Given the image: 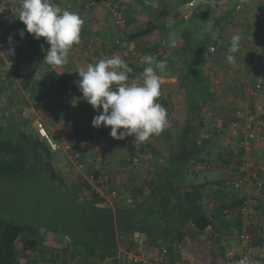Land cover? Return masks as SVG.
<instances>
[{"label": "trees", "instance_id": "16d2710c", "mask_svg": "<svg viewBox=\"0 0 264 264\" xmlns=\"http://www.w3.org/2000/svg\"><path fill=\"white\" fill-rule=\"evenodd\" d=\"M138 1L147 13L146 26L123 31L114 41L115 46L124 49V42L136 41L134 53L125 55L126 62L133 68L132 78L138 71L137 75L141 76L145 67L140 63L139 54L166 60L164 74L167 76L175 59L177 83L173 91L161 84L162 95L158 102L168 113V127L163 133L142 144L137 143L133 136L122 139L125 152L120 159L121 172L130 176L129 173L136 171L142 179L129 187L113 186L110 194L114 189L120 192L123 188L127 189L128 195L114 199L112 205L106 202L97 188L105 190L109 185L105 178L107 171L81 162L85 173L66 180L53 163L58 150H51L44 137L28 128L35 118L33 114L28 116L29 112L39 110L42 104L47 110L57 102V96H60L58 100L67 98L68 107H71L70 100L84 101L88 106L85 113H90L91 106L82 99L78 87L79 74L68 66H72L71 60L62 66H49L43 60L49 45L45 38L37 40L31 34L32 40L22 38L5 52L11 68H8V63L4 70L0 69V96L7 93L10 82L7 77L13 75L20 79L22 88L31 98L25 97L24 106L19 101L15 104L18 115H8L7 119L0 120V179L18 184L14 189L15 202L10 200L9 209L13 208V214L0 216V264H69L70 261L99 264L108 259L122 262V258H118L120 248L135 252L141 238L137 237L138 233L146 236V243L150 246L159 248L158 243L163 242L160 249L166 254L167 261H179L181 247L189 238L206 235L226 242L229 232L242 226L241 208L244 206L250 205L264 214V175L260 164L256 162L248 169L243 163L251 152L247 149V142L249 145L258 141L264 143V110L260 109L264 106L261 95L264 92V69L258 58L254 52H249L248 57L244 54L246 49L242 50L241 57L247 55V58L241 59L242 66L235 64V60L234 67L226 70L224 84L229 85L218 88L221 89L219 91L210 81L207 70V63L213 65L218 62V56L223 55V51L226 53L230 45L217 48L220 34L216 28L223 17H216L211 8L218 4V0H212L213 3L209 0H155L154 4ZM190 1H194V5L187 7ZM113 6L127 25L125 8L117 4ZM179 6L192 10L184 13L172 27L168 26L169 11ZM235 11L230 9L228 13L234 12L235 15ZM18 15L12 17L11 25L22 31L25 25ZM115 25L118 31L126 26ZM175 27H178L177 44L171 48L172 52H168L165 50L168 47L166 39ZM232 31L228 29L229 36ZM244 34L242 44H246ZM212 46L216 47L215 51H211ZM239 68H242L240 72ZM243 70V77L248 80L245 83L241 80L242 75L239 76ZM251 77L255 83L253 89H258L251 96L258 100L254 102L252 98L254 103L248 110L233 108L225 91L237 95V87L246 89ZM259 79L261 86L256 88ZM22 109L27 112L24 114ZM239 109L243 113L241 118L236 116ZM51 116L49 121L53 123L57 119H65L64 115ZM90 117L92 121L93 116ZM65 120L67 123L68 118ZM249 121L250 131L256 134L258 141L247 137L244 129ZM236 123L237 129L234 127ZM6 127L10 129L8 134ZM88 127L90 124L85 128L74 126L66 142L68 149L75 150L86 136ZM99 130L101 150H105L103 137L109 138L107 127L101 126ZM235 130L237 132H233ZM74 153V159L80 160ZM136 157L138 162L134 163ZM139 167L145 172H140ZM250 170L259 176L245 180ZM91 177H95L96 184ZM32 188L35 189L31 191ZM33 191L39 194L34 216L46 229V234L40 235L35 225L21 223L22 217L18 212L20 209L27 212L23 205L28 203L30 207V200L33 202L35 196ZM23 192L28 193L25 195ZM46 235H53V239L57 235L59 246H45L43 240ZM222 251L226 253V249ZM31 253L35 256L31 257ZM22 257H26L25 262H22ZM126 257L127 254L123 262H126Z\"/></svg>", "mask_w": 264, "mask_h": 264}, {"label": "crops", "instance_id": "0c3cea01", "mask_svg": "<svg viewBox=\"0 0 264 264\" xmlns=\"http://www.w3.org/2000/svg\"><path fill=\"white\" fill-rule=\"evenodd\" d=\"M19 4V0H13ZM169 2L170 0H166ZM258 0H218L217 5H215L214 8H211L214 10V13L216 17H223L220 25L217 26V32H219L218 41H217V48L225 47L228 43H230V39L233 34H240L241 37L243 36L244 32L247 34H244L246 37L244 41L246 44L241 43V51L240 53L236 54V61L238 66H242V60L247 58L244 56V58L241 57L242 50L246 49V52L244 54H248L249 52H254L255 56L258 58V61L264 69V0L262 1V7H256L258 4L256 3ZM54 3L58 4L62 9H67L72 12L78 13L84 20V25L82 26L81 30V42L79 45H74L73 49L71 50V56L69 57V60H71L70 63L73 70H77L81 67H87L88 64L94 63V61H98L100 58H104V52L109 51L113 55H119L121 58H123L125 61V55L127 52H130L135 47L136 41H126L124 42V49H121L117 45L115 46L114 41L117 39L118 36L122 34L123 31H128L136 27H142L146 26L147 23V13L144 9V6L138 1V0H97V4L92 6L91 8L87 7V4L90 2V0H53ZM145 3L154 4L156 3L155 0H145ZM209 2L213 1L209 0ZM161 3V2H160ZM117 4L118 6L125 8L126 14H127V25L124 27V30L117 29V25H115L114 21H112L113 18V11L110 10L113 5ZM172 4V3H170ZM20 5V4H19ZM242 6V7H241ZM241 8V9H240ZM232 14H229L230 11ZM192 9H188L185 6L184 7H178L175 10L171 9L169 11V18H168V26H173L174 22H176L184 13H189ZM17 14H13L12 16H8L2 20V24L5 28L4 31L0 32V57L2 59V62L0 61V69L2 67V70H4L5 66H8L7 64L10 63L7 61V58L5 56V52L9 50V48H12L15 46L22 38L20 37L19 33L21 30L14 29L11 25V19ZM112 15V16H111ZM5 19H10V26H8L6 23H4ZM237 23H235V22ZM112 22L114 23V29H112L111 25ZM250 24V26L248 25ZM179 26V25H178ZM233 29L230 36L228 35V29ZM249 28V29H248ZM177 29L178 27H175L171 31V33L168 34V37L166 39L167 48L165 49L168 52H172L171 48L177 44ZM13 37V40L11 43L8 41L9 36ZM153 38L156 37L152 36ZM24 39L30 38V35L25 33ZM32 40V38H30ZM252 41V42H251ZM139 43H136L138 46ZM216 46V45H215ZM229 48V47H227ZM223 55H219L218 62L212 64L207 63V70L209 72L210 81L213 82V85H216V89L222 87L225 88L228 87V83L224 84L225 75H226V69L231 70V67H234V63H229L226 60V56L228 55V51L224 53ZM242 54V55H244ZM249 56V54H248ZM251 58V57H250ZM175 59H173V65L172 70L167 76L166 74H161V84H165L166 87H170V90L173 91L176 87L177 83V76L174 73H177L175 70V67H177V63L174 62ZM235 61V62H236ZM220 62V63H219ZM233 65V66H232ZM10 69V65L8 66ZM243 68V67H242ZM242 68H239V72ZM216 70V74H213V71ZM140 71H138L139 73ZM220 72L223 73L222 77L220 75ZM137 73V74H138ZM135 74L133 77L134 80L137 82L140 81V75ZM219 74V76H217ZM241 76V80L245 83L248 81L244 76V70L239 74ZM9 84L7 85V92L8 97L5 99L4 103L6 104L0 107V120H4L5 115H12L16 116V112L19 111L16 108L17 102L21 101V105H25L24 100L25 96L28 94L25 92V90L22 88L20 79L16 76H10L7 77ZM165 80V82H163ZM249 86L246 87V89L242 86L237 87L239 91L238 94H234L232 91L231 93H228L225 91V94L228 96L229 101L233 104V108L238 109H247L250 107L251 103L256 102L258 99L256 97L251 96V93H253V87L255 85L254 78L251 77L249 82ZM212 85V84H211ZM19 86H21L19 88ZM234 88V87H232ZM248 89V90H247ZM219 91L221 89H218ZM233 90V89H232ZM166 93V91H163ZM264 100V92L261 94ZM220 96V93H219ZM60 96H57V102L52 106L54 107L53 110L52 107H47L43 105L40 107L38 111L31 110L28 114L34 115V121L37 117L42 116L38 114L39 111H43L44 116L40 117L39 119L43 118L45 120L48 130L51 135H55L54 137L56 140L59 141L61 148L55 152V158L53 159V163L55 167L57 168L58 165L63 167L62 176L66 178V180H72L73 177L80 173H85V169L83 170H77V162H85L88 164H93L98 169H101L103 172H106L105 178L109 181V185L107 188L101 189L100 187H97L102 196L105 198L106 202L110 205H112L114 199L112 198L110 194V189L113 186L124 185V186H131L133 183H139L142 179L141 176H138L136 174V171L132 174L129 173L130 176H126L127 174L124 172H121V157L123 153L125 152L124 148V142L122 140H117L115 138H112L110 136V126L107 127V134L109 135V138L106 136L103 137V144H106L105 150H101L103 147L101 145V142L99 139L102 137L100 136V130L99 128L93 127L92 121H90V116L97 115V111L93 109L91 106L90 113H85L87 105L84 104V101L78 103L77 101L74 102L71 101V107L66 106L67 105V98L61 97V100H58ZM254 100L252 102L251 100ZM83 99V98H82ZM244 101L246 103H244ZM176 101H174L175 104ZM228 102V103H230ZM16 104V105H15ZM227 106V105H226ZM67 107V109H66ZM178 105H176V108ZM20 109V108H19ZM24 109V108H23ZM22 109V111H23ZM226 109V107H225ZM224 109V110H225ZM234 109V110H235ZM16 111V112H15ZM87 111V110H86ZM27 111L24 110L23 113L25 114ZM64 115L65 119L68 118V121L66 123L65 119H57L56 123H53L52 121H49L51 115ZM91 114V115H89ZM214 114L217 115L215 112ZM82 116V117H80ZM89 118V119H87ZM79 119H82L80 121ZM34 121L33 124H34ZM59 124V125H58ZM90 124V128L86 133V136L84 139L75 146V150L71 151L67 148V140L70 137L69 132L74 128V126L78 125L82 128H85L87 125ZM55 126V127H54ZM107 135V136H108ZM246 143V142H245ZM252 143V142H251ZM253 148L251 149V152L248 153L249 156L252 157V160L255 161V163L261 164L264 162V143L263 141L253 142ZM253 150V151H252ZM71 152V153H70ZM79 155V159H74L73 156H75V153ZM105 152V153H104ZM60 153V154H59ZM103 153L106 155H103ZM263 157H262V155ZM59 155V158H58ZM82 155V157H80ZM259 158V159H258ZM60 159H64L65 161H62ZM76 160V161H74ZM244 168V167H243ZM246 168L250 169V167L246 166ZM107 169V170H106ZM57 170H59L57 168ZM60 171V170H59ZM61 172V171H60ZM140 173V172H139ZM138 173V174H139ZM86 175V174H85ZM135 175V179H132V176ZM115 183V184H114ZM110 186V187H109ZM206 202V201H205ZM214 203V202H212ZM212 207V205H211ZM141 235V234H140ZM156 235V234H155ZM142 241L140 242L139 238V246L136 248L135 252H128L123 248H120L118 253V258H122V262L126 256V254L134 253L137 257L134 264H154V262L161 260L162 264H177L178 261L173 260H166L162 254V250L160 249V246L163 242H159L158 247L155 245L150 246L148 243H146V236L142 234ZM54 240L56 243H59L60 239L55 235ZM58 241V242H57ZM145 241V242H144ZM157 244V243H156ZM55 246H59L58 244ZM163 246V245H162ZM159 259V260H158ZM122 262H115L113 259H108L100 264H123ZM137 262V263H136Z\"/></svg>", "mask_w": 264, "mask_h": 264}, {"label": "clouds", "instance_id": "9594fccd", "mask_svg": "<svg viewBox=\"0 0 264 264\" xmlns=\"http://www.w3.org/2000/svg\"><path fill=\"white\" fill-rule=\"evenodd\" d=\"M19 4L18 19L25 25L20 37L27 32L34 39L45 38L49 47L44 62L53 67L67 64L73 46L81 42L83 18L62 9L53 0H19ZM3 10V0H0V11ZM12 40L10 35L9 43ZM241 40L240 34L232 35L226 56L229 63L235 62ZM140 63L145 65L141 82L130 76L133 68L119 55L100 58L76 71L83 99L98 112L92 119L93 127L110 126L112 138L122 140L133 136L142 144L168 127L167 109L158 102L162 95L161 74L167 68V61L148 54Z\"/></svg>", "mask_w": 264, "mask_h": 264}, {"label": "built area", "instance_id": "2783aa9c", "mask_svg": "<svg viewBox=\"0 0 264 264\" xmlns=\"http://www.w3.org/2000/svg\"><path fill=\"white\" fill-rule=\"evenodd\" d=\"M97 4V0H90V2L87 4L88 8H91L92 6ZM194 5V1H190L187 3V7H191ZM3 11H0V32L4 31L5 28L2 24V20L8 16H12L13 14H19L20 11V5L13 1V0H3ZM113 11V16H117L116 23L120 26L125 25V20L121 17L118 10L115 6H112L111 9ZM134 49H132L130 52L134 53ZM216 47L212 46L211 51H215ZM113 54L109 51L104 52V57H110ZM143 56L139 54V59H141ZM96 61H94L95 63ZM11 65V63H9ZM11 67V66H10ZM261 86V80H258V83L256 84V88H260ZM258 89L253 90V93L256 94ZM261 110H264V106L260 108ZM236 116H239L240 118L243 116L242 111L239 109L236 112ZM238 123L234 124V127L237 129ZM251 125L250 121L246 125L247 137H249L253 141H258L259 138H256V134L253 131H250ZM36 131L37 133L44 137L49 146L51 147V150L57 151L61 148L60 143L50 134L47 124L42 119L36 120ZM237 132V130L233 131ZM246 144V143H245ZM247 149H252L253 145L252 143L247 142L246 144ZM246 161H244V165L248 167H252L255 164V161L252 160V157L248 154L246 155ZM138 162L137 157L134 158V163ZM78 166L82 169L84 166L83 163L77 162ZM132 165L130 166V168ZM260 170L263 172L264 175V163H261L259 166ZM259 175H257L253 171H249V174L245 175V180H252V178H256ZM91 180L94 184L95 183V177H91ZM243 179H240V182H242ZM249 183H252L249 181ZM121 192V194H120ZM120 192L117 190H113L111 193L112 198H118L120 196H127V189H121ZM129 202H132L131 198H128ZM242 212V226L238 228H234V240L237 242L239 248L237 251H233L230 253L227 264H264V214L261 213V211H256L254 207L250 205H246L243 208H241ZM137 237H141V235L138 233ZM126 262L124 261L123 264H133L134 260H136V256L134 253L127 254ZM159 260V259H158ZM180 262H177L179 264ZM154 264H162L161 260L155 261Z\"/></svg>", "mask_w": 264, "mask_h": 264}, {"label": "rangeland", "instance_id": "374dc122", "mask_svg": "<svg viewBox=\"0 0 264 264\" xmlns=\"http://www.w3.org/2000/svg\"><path fill=\"white\" fill-rule=\"evenodd\" d=\"M256 3L258 4V6L256 5V7H259V8L262 7V1L261 0H258ZM116 18H117L116 15L113 16V18H112V21H114L115 24H116ZM4 23H6L8 26H10V19H5ZM114 23L112 22V25H111L112 29H114ZM215 72H216V70L213 71V74H216ZM220 75L221 76H219V74H217V76L222 77L223 73L220 72ZM163 82H165V80H163ZM228 93H231V91H228ZM7 96H8V92L4 93L2 96H0V107L3 105L6 106V104L4 103V100L7 98ZM25 97L31 98L28 95ZM244 103H246V102L244 101ZM42 106H43V104H42ZM36 111H38V110H36ZM13 114H15V113H13ZM18 114L19 113L17 111L16 115H18ZM38 114L39 115L42 114V116H40V117H43L45 113H43V111H42V113H41V111H39ZM40 117H37L36 120L39 119ZM80 117H82V116H80ZM4 119H7V115L4 116ZM41 119H43V118H41ZM36 120L34 121V124H33V122H31L30 126L28 127L30 131L36 132ZM79 120L82 121V119H79ZM9 131H10L9 127H6V133L7 134L10 133ZM54 136L55 135L53 134V137ZM58 158H59V155H58ZM60 160L65 161L64 159H60ZM74 161H76V160H74ZM57 168L61 171V173L66 172L65 170L63 171L64 168L61 167L60 165H58ZM79 169L83 170V168L81 169L77 164V170H79ZM143 169L144 168L141 167L140 172ZM144 172L145 171L143 170L142 173H144ZM17 185L18 184H16L15 182H6L5 180L0 179V216H8V215L13 214V208L9 209V207H10V200H12L14 203L15 198L17 197V196L14 197V191L16 190ZM34 189L32 188L31 191ZM23 193H25V195H26L28 192H23ZM33 193L35 196L33 197V202L30 200V207L27 206L28 203L23 205L24 210H27V212L26 213L23 212V209H20L18 212L20 214V216L22 217L21 223H28L29 225H32V226L35 225L36 229L40 235L46 234L45 233L46 229L44 227L43 228L41 227V223H39L36 220V217L34 216V211L36 210V205H37V202L39 201V194H37L36 191H33ZM47 231L50 232L49 230H47ZM229 233L230 234L227 235V237H225V238H227L226 242H223L222 240H219V239H215L214 236L208 237L206 235H201V236H197L196 238L187 239L186 243L184 245H182V247H181L182 253H181V259L178 261V262H180L179 264H227L229 261L228 257L230 255V253L232 252V250L237 251L239 248L237 242L234 240V236L232 235V234H234V229L231 230ZM52 236L46 235L43 242H44L45 246L55 248L56 247L55 245H57V244L59 245V243H56V241L53 239ZM142 238L143 237H141L140 242L142 241ZM222 249H226V253H223ZM34 254L35 253H31L30 256L33 257V256H35ZM162 254L165 258L166 254L163 251H162ZM21 260H22V262H25L26 257H22ZM101 263H103V262H101ZM41 264H48V262L47 263L43 262ZM69 264H78V263L76 261H70Z\"/></svg>", "mask_w": 264, "mask_h": 264}]
</instances>
